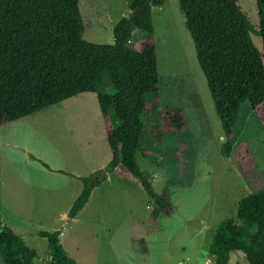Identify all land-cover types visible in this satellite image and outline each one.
<instances>
[{
  "label": "rangeland",
  "instance_id": "1",
  "mask_svg": "<svg viewBox=\"0 0 264 264\" xmlns=\"http://www.w3.org/2000/svg\"><path fill=\"white\" fill-rule=\"evenodd\" d=\"M90 1L97 9L106 4L115 10L111 19L124 3ZM88 2L78 0L80 14ZM236 2L256 28L255 0ZM81 18L83 38L95 41L88 35L99 32L111 37L104 14L101 20L86 14ZM151 20L156 110L183 109L188 127L173 132L161 128L158 119L161 143L148 155L137 152L135 160L155 192L168 190L170 214L156 222L149 211L151 196L118 166L107 173V180L92 186L74 217L67 216L75 182L82 186L71 170L95 177L110 157L95 93L78 92L0 125V223L36 250L33 264H49L47 240L39 231L54 229L76 264H213L208 246L216 225L234 216L241 196L264 184V129L249 102L241 104L229 155H221L222 129L178 1L154 5ZM135 35L143 37L137 30ZM250 36L261 51L260 36L254 31ZM44 162L66 171H49ZM228 264L247 261L242 251L232 250Z\"/></svg>",
  "mask_w": 264,
  "mask_h": 264
},
{
  "label": "trees",
  "instance_id": "2",
  "mask_svg": "<svg viewBox=\"0 0 264 264\" xmlns=\"http://www.w3.org/2000/svg\"><path fill=\"white\" fill-rule=\"evenodd\" d=\"M163 1L129 0L128 13L112 27V41L102 43L82 37L78 0H0V125L82 91L95 93L103 118L109 160L95 177L79 176L82 186L68 217L83 207L92 186L118 166L151 196L149 211L156 222L170 214L168 190L155 192L135 160L137 152L148 155L161 143V128L178 132L188 127L183 109L156 110L151 6ZM177 1L222 129L220 153L228 156L243 101L264 129V0H255L256 28L236 0ZM251 31L260 36L261 51ZM59 232L39 231L47 240L49 264H76ZM232 250L242 251L247 264H264V184L241 196L234 216L220 220L213 231L208 246L213 264H228ZM35 256L33 247L0 223V264H33Z\"/></svg>",
  "mask_w": 264,
  "mask_h": 264
},
{
  "label": "crops",
  "instance_id": "3",
  "mask_svg": "<svg viewBox=\"0 0 264 264\" xmlns=\"http://www.w3.org/2000/svg\"><path fill=\"white\" fill-rule=\"evenodd\" d=\"M128 1L129 0H123V6L121 7V9H120V11H117V15H116V17L114 18V19H111V17L110 16H112V13L115 11V10H112V9H107L106 7H105V5H103L102 4V6H101V8L100 9H97V8H95L94 6L92 7V2L89 0V2L88 3H86V5H85V7H84V13H82V14H86L87 16H89V15H91L92 16V18H94V20L96 19H100L101 17H102V15L104 14L105 15V19H106V21L107 22H109V27H108V29L110 30H112V27H113V25L115 24V22L120 18V17H122V16H125L126 14H124V11H126V13H128ZM79 6H80V2H79ZM154 7V5L153 6H151V9ZM123 8V9H122ZM82 14H80L81 16H82ZM101 20V19H100ZM134 32H135V30H134ZM100 34V35H99ZM89 37H88V39H93V40H95L96 42H100V41H109V42H111L112 41V32H111V37H110V33L106 36V34H104V33H102V32H99V33H96V34H93V35H88ZM101 38H103V39H101ZM94 41V42H95ZM103 43V42H102ZM76 163H78V161H76ZM46 165L48 166V168L47 169H49V171H57V172H59V173H61L60 172V170H63V171H66L65 169H64V167L63 166H57V167H51V166H49L46 162H44L43 164H42V166L43 167H46ZM27 166H29V164H27ZM31 166V165H30ZM67 172H69V171H67ZM71 172H72V176H80V175H82L81 173H79V172H74V171H72L71 170ZM62 174V173H61ZM63 175H65V174H63ZM109 178V174H107L106 175V180ZM76 183H79L78 182V180H77V182H75V186H76V189H74L73 190V198L78 194V191L80 190V188H81V185L80 186H78V185H76ZM92 190V189H91ZM91 192V191H90ZM73 198H72V200H73ZM148 208H149V206H148ZM74 217V216H73ZM72 218V217H71Z\"/></svg>",
  "mask_w": 264,
  "mask_h": 264
}]
</instances>
